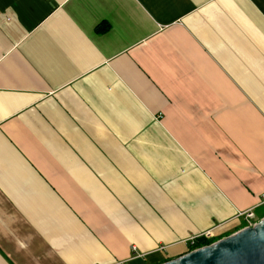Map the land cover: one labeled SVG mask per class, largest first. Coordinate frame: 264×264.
I'll return each mask as SVG.
<instances>
[{"label":"crops","instance_id":"1","mask_svg":"<svg viewBox=\"0 0 264 264\" xmlns=\"http://www.w3.org/2000/svg\"><path fill=\"white\" fill-rule=\"evenodd\" d=\"M263 193L264 0H0V264H159Z\"/></svg>","mask_w":264,"mask_h":264},{"label":"water","instance_id":"2","mask_svg":"<svg viewBox=\"0 0 264 264\" xmlns=\"http://www.w3.org/2000/svg\"><path fill=\"white\" fill-rule=\"evenodd\" d=\"M159 264H264V217Z\"/></svg>","mask_w":264,"mask_h":264},{"label":"built area","instance_id":"3","mask_svg":"<svg viewBox=\"0 0 264 264\" xmlns=\"http://www.w3.org/2000/svg\"><path fill=\"white\" fill-rule=\"evenodd\" d=\"M258 205H264V193L261 195L260 201H259ZM238 216L242 217V219L245 222V226H252L256 221H258L256 219V215H255V212H254V209L253 208H249L247 210H244V211L239 212L238 213ZM199 237H204L206 239H210V238L213 237V232L211 230H207V231L203 232L202 234H199L198 236H192V237H190L187 240L188 241V244L189 245L194 244L195 241L197 240V238H199ZM159 249L162 250V249H164V247H160ZM132 251L135 254V247L134 246L132 247ZM118 264H124V263L123 262H119Z\"/></svg>","mask_w":264,"mask_h":264},{"label":"trees","instance_id":"4","mask_svg":"<svg viewBox=\"0 0 264 264\" xmlns=\"http://www.w3.org/2000/svg\"><path fill=\"white\" fill-rule=\"evenodd\" d=\"M98 30L100 31L101 29L99 28ZM213 241H215V240L206 239L204 237H199V238H197V240L195 241L194 244L189 245V250L197 248V247H200V246H203V245H207V244H209V243H211Z\"/></svg>","mask_w":264,"mask_h":264}]
</instances>
